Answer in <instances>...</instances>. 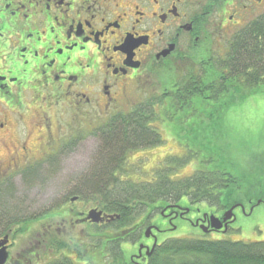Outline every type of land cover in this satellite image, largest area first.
<instances>
[{
	"label": "rangeland",
	"instance_id": "374dc122",
	"mask_svg": "<svg viewBox=\"0 0 264 264\" xmlns=\"http://www.w3.org/2000/svg\"><path fill=\"white\" fill-rule=\"evenodd\" d=\"M234 37L228 35L227 41L221 43L216 54V61L225 58L235 39ZM34 61L38 63V59H34ZM10 64L12 67H17L18 62L12 58ZM144 64L141 65L140 69V73L143 74L142 81L137 84L133 82L127 86L128 89L125 93L110 104L104 111V115L101 113L102 107L97 108L96 105L77 112L73 107L50 105L46 101L47 99L42 100V102H40L39 97L33 99L32 92H28L24 106L21 108L10 110L0 106V122L5 124V127L0 129V186L11 185L13 187L12 199L10 202L8 201V208L14 211V214L17 213L16 216L39 217L38 219H31V222L27 223L23 235L7 237V244H9L7 250L10 256L5 264H20V261L23 264H45L52 259L59 258L60 253L58 254L47 247L44 248L43 243L40 242L41 236L47 233L45 227L48 225L52 227L51 229L55 233H57V229H59V233L68 232L70 229H72L73 234H81L86 230L91 232L92 228L85 222L105 230L103 223H92L86 220L89 212L96 209L89 201L84 203L74 197L69 202L68 196L74 186V181L91 167L97 151L98 138L92 137L89 133V125H98L111 115L126 113L145 98L157 99L164 95L173 106L168 109L167 103L164 102L158 108L159 113L163 116L154 124L164 139V143L159 147L145 148L128 153L124 170L121 172L122 179L139 183L151 181L156 177L158 169H165L170 166L174 168L171 172L168 171L172 178L188 176L196 170H204L205 168L218 169L226 173L222 177L223 185L241 187L234 188L236 193L230 197V202L233 203L227 210L232 207L243 206L248 214H244L240 208L237 209L236 219L225 233L214 232L209 234V231H205L204 228H194L187 221L177 219L173 221L175 229L157 234V241L160 242L162 239H201L241 241L245 244L264 242L263 92L241 103L237 102L236 96L231 95L230 100H233L229 104L230 110L220 109L218 114L216 102L212 104V107L206 105L210 103L208 100L213 101L209 97L206 98L207 101L200 96H189V99H177L175 97L180 91L185 93L187 90L184 86L194 82L193 80H197L199 83L211 81L208 80L207 73L195 76V72L190 69L189 65L179 64L175 69L167 66L158 70L153 67L148 68ZM19 78L26 82L29 75L23 74ZM182 100L185 101L180 103L179 101ZM202 106H206L205 108L213 114L212 121L209 120L211 121L212 132L207 135L202 134V128H200V126H205V120L201 116ZM192 112L195 114L189 120L184 119L185 114ZM216 121L219 125H215ZM214 125L217 127L215 131ZM70 134H73V137L77 135L74 138H85L78 141L71 139L73 144L69 150L65 144H67ZM195 135L197 136L195 137ZM205 137L212 139L210 144L204 142L203 145L193 147L194 139L204 140ZM167 156H173L176 161L169 164L166 160ZM185 156L188 158V164L176 168L175 166L181 161L176 157L183 158ZM208 157H212L214 162L205 165L204 161ZM32 169L35 174L34 177L32 175L26 176L27 179H30V176L33 178L32 182L28 183L23 175ZM228 175L233 176L235 182ZM219 199L224 200L225 197L220 195ZM60 202L65 203L59 209L65 213L64 216L55 212L53 216L50 215L52 218L40 219L41 215L43 216V214L55 209ZM177 203L183 207H190V214L194 215L198 213L220 215L222 212V207L219 208V206L217 209L214 205L206 202L191 204L186 196L180 198ZM250 203L253 204L252 210L249 208ZM159 205L156 204V206ZM169 208L174 207L169 206L167 209ZM7 213L10 212L7 210ZM141 215L136 218V223L139 224L146 217L149 220L146 222L148 225L151 224L156 228L165 226L161 215L155 211L147 213L145 210ZM112 216L114 217V215ZM72 223H74V229L70 225ZM148 225L146 228H142V234L149 228ZM97 228L95 227L96 230ZM57 235L58 238H61V235ZM62 238L64 239L65 235ZM129 238L130 236L127 240ZM78 239L87 244L85 257L91 258L90 244L97 242V238H92L88 234L78 235ZM138 239L135 240V244L131 242L122 243L121 249L126 262H129L131 256L136 253L138 248L136 241ZM31 253H33L32 263H29L27 257ZM149 253L151 254V252ZM108 256L109 254H106V258ZM109 261L111 264V260ZM87 262L92 264L90 259ZM96 264L101 263L98 261Z\"/></svg>",
	"mask_w": 264,
	"mask_h": 264
},
{
	"label": "flooded vegetation",
	"instance_id": "af4514ba",
	"mask_svg": "<svg viewBox=\"0 0 264 264\" xmlns=\"http://www.w3.org/2000/svg\"><path fill=\"white\" fill-rule=\"evenodd\" d=\"M0 15V106L21 108L32 92L40 102L47 99L77 112L96 105L104 115L127 86L142 81L144 63L158 70L189 65L195 76L215 75L221 43L263 22L264 0H0ZM12 58L17 67L11 66ZM23 74L29 75L26 82L19 78ZM193 81L185 90L200 89ZM169 204L177 207L161 208L165 226L152 230L156 237L174 230L177 219L209 234L225 233L242 208L223 221L228 208L221 205L216 206L220 215H194L190 207ZM152 235L140 234L131 264H146Z\"/></svg>",
	"mask_w": 264,
	"mask_h": 264
},
{
	"label": "trees",
	"instance_id": "16d2710c",
	"mask_svg": "<svg viewBox=\"0 0 264 264\" xmlns=\"http://www.w3.org/2000/svg\"><path fill=\"white\" fill-rule=\"evenodd\" d=\"M217 65L215 75L207 74L208 80L211 81L199 84L201 90L193 88L191 91H186L187 93L180 91L175 97L189 99V96H200L205 101L209 97L214 100H208L210 103L206 105L212 107V104L216 102L218 114L221 110H230L229 104L233 100H230L231 95L236 96L239 103L253 98L260 92H263L264 99V15L263 22L252 26L242 36L234 39L227 55ZM164 102L167 103L168 109L173 106L166 99V95L157 99L145 98L126 113L111 115L98 125H89V133L92 137L98 138L99 144L91 167L74 181V186L68 194L69 202L74 197L84 203L89 201L94 208L112 214L114 218L113 221L103 224L105 230L88 224L92 231L86 230L81 234H73L72 229L68 232L55 233L48 225L45 227L47 233L41 236L40 242L43 243L44 248L47 247L60 254L59 258L45 264H90L87 262L89 259L92 264L98 261L101 264H109V260L111 264H131L132 259L129 262L125 261L121 245L125 242L134 243L142 233V228L147 227L146 217L139 224L135 222L143 211L146 210L147 213L155 211L159 214L162 207L166 208L169 202H177L184 196L191 204L206 202L210 205H221L223 209L231 206L233 202H230V197L236 193V188L241 187L223 185L222 177L226 173L218 169L205 168L196 170L188 176L172 178L168 171L171 172L174 168L170 166L158 169L156 177L151 181L139 183L122 179L121 172L124 170L128 153L159 147L164 143V139L154 126L163 116L158 108ZM202 107L201 116L205 120V126H200L201 133L211 134L210 122L213 114L205 108L206 106ZM193 114L195 112L185 114L184 119L189 120ZM215 125H219L217 121ZM215 125L214 131L217 128ZM74 137L70 134L66 146L64 145L69 150L73 144L71 139L78 141L85 138ZM211 140L208 137L204 140L194 139L193 147L203 145L204 142L210 144ZM173 158V156H167L166 160L171 164L176 161ZM176 159L181 160L175 166L176 168L188 164L187 156L176 157ZM213 162L212 157L204 161L205 165ZM32 171L34 170H28L29 173L26 172L23 175L28 183L32 182L33 178L30 176L28 180L26 176L34 177L35 171ZM228 176L234 181L233 176ZM12 189L11 185L0 186V240L4 235L13 237L23 235L27 223L29 224L31 219L39 218L16 216L17 213L14 214V211L8 208L12 199ZM220 195H223L225 199L220 200ZM63 204L65 203L60 202L55 209L41 215L40 219L52 218L50 215L53 216L55 212L64 216L65 213L59 210ZM156 204L160 205L156 206ZM7 210L10 213H7ZM57 234L61 235V238H58ZM88 234L92 238H97V242L90 244L91 258L89 259L85 257L87 244L78 239V235ZM63 235H65L64 239ZM129 236L130 240H127ZM33 253L27 257L29 263H32ZM106 254H109L107 258ZM19 263L23 264L21 261ZM146 264H264V242L245 244L241 241L162 239L147 257Z\"/></svg>",
	"mask_w": 264,
	"mask_h": 264
},
{
	"label": "water",
	"instance_id": "95a60500",
	"mask_svg": "<svg viewBox=\"0 0 264 264\" xmlns=\"http://www.w3.org/2000/svg\"><path fill=\"white\" fill-rule=\"evenodd\" d=\"M235 207H232L231 209H229L225 214H224V218L223 221L229 220L232 216L233 213L232 211L234 210ZM114 217L111 215H107L105 213H103L100 210L97 209H92L89 214L86 216V220L92 222V223H103V222H108L110 220H112ZM217 222L218 219H215ZM221 227V225L219 226ZM151 230L152 227H149L146 229V231L144 232V236L146 238H148L151 235ZM7 235L3 237V239L0 240V264H5L8 258V252H7ZM153 240L154 243L152 245V249L150 250V252L153 251L155 245H156V238L153 236ZM142 245L139 247V255L137 256V258L140 256L141 254V249H142ZM150 255L149 250H146V256L148 257Z\"/></svg>",
	"mask_w": 264,
	"mask_h": 264
},
{
	"label": "bare ground",
	"instance_id": "6f19581e",
	"mask_svg": "<svg viewBox=\"0 0 264 264\" xmlns=\"http://www.w3.org/2000/svg\"><path fill=\"white\" fill-rule=\"evenodd\" d=\"M168 206H173L174 208L175 207H177V206H175V205H173V204H169ZM149 221V220H148ZM151 225V224H150ZM152 226V225H151ZM137 242V241H136ZM138 243V242H137ZM159 242L157 241V244H158Z\"/></svg>",
	"mask_w": 264,
	"mask_h": 264
}]
</instances>
